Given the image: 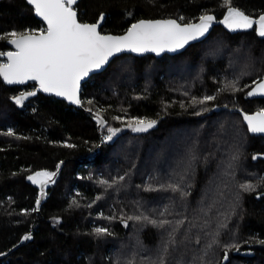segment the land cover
<instances>
[{"label": "trees", "instance_id": "16d2710c", "mask_svg": "<svg viewBox=\"0 0 264 264\" xmlns=\"http://www.w3.org/2000/svg\"><path fill=\"white\" fill-rule=\"evenodd\" d=\"M229 6L264 14V0H79L73 7L79 22L103 15L100 32L121 35L140 19L219 20ZM257 27L215 26L173 56L116 57L82 85L80 109L40 93L17 105L13 98L36 91L35 83L0 80V264H150L178 220L184 224L167 264H222L225 251V264H264V136L251 135L242 117L264 110L246 87L264 78ZM42 28L25 0H0V34ZM230 81L242 90L219 91ZM205 96L216 98L200 104ZM94 114L104 127L97 129ZM135 119L156 124L133 132L127 125ZM108 127L119 131L105 142ZM40 171L57 174L37 206L40 191L28 176ZM119 176L113 187L98 183ZM142 215L172 223L128 219ZM96 227L111 235L97 236Z\"/></svg>", "mask_w": 264, "mask_h": 264}, {"label": "snow or ice", "instance_id": "6c2138e0", "mask_svg": "<svg viewBox=\"0 0 264 264\" xmlns=\"http://www.w3.org/2000/svg\"><path fill=\"white\" fill-rule=\"evenodd\" d=\"M77 0H27V3L34 9L35 15L40 17L46 24V28L39 30H24L22 32L10 31L0 34V40H6L14 49L13 51H0V57H6V61L0 62V78L9 85L25 84L34 81L38 85L36 91L22 93L14 97L17 105L31 96H35L37 91L54 94L63 97L73 104H81L78 93L81 81L90 73L106 67L110 58L118 53L131 52L136 54L175 52L183 49L190 41L198 40L209 32L213 23L212 15L204 14L199 17V23L183 24L177 20H156L139 21L129 27L122 36L102 35L98 31L99 24L80 23L77 19V12L74 5ZM103 20V16L100 17ZM183 20V17L180 18ZM230 31L237 29H249L253 27V20L243 12L229 6L224 19L220 21ZM258 24V35L264 37V15L256 21ZM250 90L248 96H264V78L253 81L246 86ZM231 90L233 92L242 90L238 81L226 82L219 91ZM215 96H205L199 100L200 104L214 100ZM92 103V101H88ZM193 103H196L195 99ZM183 106V105H182ZM97 123L105 126V121L97 114ZM114 119H120L115 117ZM244 121L248 125V131L252 133H264V110L256 112L254 115L244 114ZM156 124L155 120L135 119L128 121V127L133 132H147ZM119 129L107 128V135L103 137L105 142L112 141ZM13 136L12 131L5 133ZM65 147H74L65 144ZM256 159V157H253ZM59 166H57V170ZM56 172L40 171L28 176L33 184H38L41 193L45 185L54 182L53 177ZM124 176L113 178L110 182L100 179L98 183L105 188L113 187L122 182ZM173 191H180L179 185H168ZM244 191H254L252 184L241 185ZM146 191L154 190L149 186ZM187 195V193H183ZM99 198V197H97ZM39 206L40 201H36ZM75 204L76 201L74 200ZM38 210V208H37ZM167 211V209H165ZM164 215V213H161ZM129 220L136 219L147 221L154 226L163 227L171 224L169 220L150 219L148 216H130ZM59 221L57 220V223ZM127 226L126 221H123ZM184 224L183 220L175 222V227L168 242L163 246L161 255L150 264H167L166 254L169 245H174L175 232ZM94 232L97 236L111 235L107 228L96 227ZM31 235H25L24 240H30ZM215 242V241H213ZM197 243L199 241L197 240ZM211 245H209L210 247ZM231 247H238L232 245ZM227 251L224 253V260H227ZM131 264V262H130Z\"/></svg>", "mask_w": 264, "mask_h": 264}, {"label": "water", "instance_id": "95a60500", "mask_svg": "<svg viewBox=\"0 0 264 264\" xmlns=\"http://www.w3.org/2000/svg\"><path fill=\"white\" fill-rule=\"evenodd\" d=\"M77 1H79V0H77ZM25 2L27 3V0H25ZM27 5H29L28 3H27ZM30 7H32L31 5H29ZM32 9H33V7H32ZM75 10V9H74ZM33 11H34V9H33ZM76 11V10H75ZM34 15H35V12H34ZM208 15H212L213 17H214V20H213V23H212V25H211V27H210V29H209V32L208 33H206L205 34V36L204 37H202V38H200V39H198V40H195V41H190L183 49H179V50H177V51H175V52H168V51H165V52H163V53H161L160 55H156L155 53H151V52H149V53H144V54H136V53H131V52H127V51H125V52H122V53H118V54H116V56H114V57H112V58H110V62H109V64L112 62V60L114 59V58H116V57H119V56H121V55H124V54H127V55H133V56H136V57H142V56H146V55H152V56H154V57H156V58H159V57H162V56H164V55H169V56H173V55H177V54H179V53H181V52H183L184 50H186L190 45H192V44H195V43H198V42H201V41H203L211 32H212V30L214 29V27L215 26H221V27H225L224 26V24H222V23H220V21L221 20H223L224 18H222V19H219V20H217L216 19V17L213 15V14H208ZM264 15V14H263ZM101 16H103V15H101ZM100 16V17H101ZM35 17L38 19V20H40L43 24H44V26H45V28H46V24L43 22V20L40 18V17H38V16H36L35 15ZM100 17H99V19L95 22V23H91V24H99V26H98V31L100 32V28H101V26H102V24H103V20H104V16H103V20H100ZM249 17V16H248ZM250 19H252L253 20V22H254V24H257L256 23V21H258L259 20V18H252V17H249ZM78 19V18H77ZM168 19H173V18H166V19H140V20H138V21H136V22H134V23H138L139 21H156V20H168ZM173 20H176V19H173ZM79 22V21H78ZM81 23V22H80ZM133 23V24H134ZM193 24H195V23H199V19L197 20V21H195V22H192ZM87 24H89V23H87ZM188 24V23H187ZM132 25V24H131ZM131 27V26H130ZM127 31V30H126ZM126 31L123 33V34H121V35H113V34H107V33H101L102 35H113V36H122V35H124L125 33H126ZM6 46L8 47V50L7 51H13L14 49L12 48V46L11 45H9L7 42H6ZM6 51V52H7ZM5 61H6V57H2ZM109 64L106 66V67H104V68H102V69H100V70H96V71H93L92 73H90L89 74V76H87V77H85L82 81H81V85H80V90H79V93H78V96H79V99H80V94H81V89H82V85L92 76V75H95V74H98V73H101V72H103L108 66H109ZM0 80L2 81V83L5 85V86H7V87H25V86H27L29 83H35V89L37 90L38 89V85L36 84V82H34V81H29V82H27V83H25V84H13V85H9V84H6V83H4L3 82V80H2V78H0ZM37 93H40L41 95H44V96H48V97H53V98H55V99H57V100H61V101H63V102H65L67 105H69V106H72V107H75V108H77V109H80L81 108V104H73V103H71L70 101H68V100H66V99H64L63 97H57V96H55L54 94H49V93H44V92H40V91H37ZM247 98L249 99V100H254V99H263L264 100V96H260V95H255V96H248L247 95ZM81 101V100H80ZM256 112H258V111H255V112H252V113H242V117H243V115L244 114H249V115H254ZM97 114H94L93 115V120H94V122L96 123V125H97V129H100V128H102L98 123H97ZM100 118H102L101 116H99ZM103 119V118H102ZM104 120V119H103ZM243 122H244V124L247 126V129H248V125H247V123L244 121V119H243ZM251 135H256V136H264V133H252V132H250V131H248ZM62 165V163H60L59 164V166H61ZM55 178V176L52 178V179H54ZM49 183H51V182H49ZM48 183V184H49ZM47 184V185H48ZM35 185H37L38 186V188H39V191H40V197H39V201H40V203H41V201H42V199H43V197H44V195H45V187L47 186V185H45V187H44V189H43V193H41V188H40V186L38 185V184H35ZM261 197H263L264 198V191L261 193ZM40 203H39V205H40ZM227 257H228V255H227ZM227 260H228V258H227ZM227 260H224L223 259V261H222V264H225L226 262H227Z\"/></svg>", "mask_w": 264, "mask_h": 264}, {"label": "rangeland", "instance_id": "374dc122", "mask_svg": "<svg viewBox=\"0 0 264 264\" xmlns=\"http://www.w3.org/2000/svg\"><path fill=\"white\" fill-rule=\"evenodd\" d=\"M258 28V27H257ZM5 60L3 58H0V62H4ZM22 94V93H21Z\"/></svg>", "mask_w": 264, "mask_h": 264}, {"label": "bare ground", "instance_id": "6f19581e", "mask_svg": "<svg viewBox=\"0 0 264 264\" xmlns=\"http://www.w3.org/2000/svg\"><path fill=\"white\" fill-rule=\"evenodd\" d=\"M185 51V50H184Z\"/></svg>", "mask_w": 264, "mask_h": 264}, {"label": "flooded vegetation", "instance_id": "af4514ba", "mask_svg": "<svg viewBox=\"0 0 264 264\" xmlns=\"http://www.w3.org/2000/svg\"><path fill=\"white\" fill-rule=\"evenodd\" d=\"M258 25V24H257Z\"/></svg>", "mask_w": 264, "mask_h": 264}]
</instances>
